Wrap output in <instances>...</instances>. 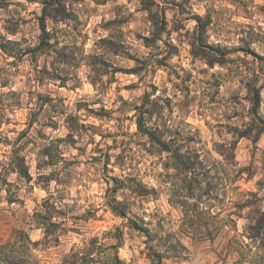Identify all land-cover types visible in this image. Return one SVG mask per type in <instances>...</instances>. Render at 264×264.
I'll list each match as a JSON object with an SVG mask.
<instances>
[{
    "label": "rangeland",
    "instance_id": "obj_1",
    "mask_svg": "<svg viewBox=\"0 0 264 264\" xmlns=\"http://www.w3.org/2000/svg\"><path fill=\"white\" fill-rule=\"evenodd\" d=\"M155 252L264 264V0H0V264Z\"/></svg>",
    "mask_w": 264,
    "mask_h": 264
},
{
    "label": "trees",
    "instance_id": "obj_2",
    "mask_svg": "<svg viewBox=\"0 0 264 264\" xmlns=\"http://www.w3.org/2000/svg\"><path fill=\"white\" fill-rule=\"evenodd\" d=\"M39 25H40L41 31H42L43 33H45V27H44L43 22L40 21V22H39ZM253 101H254V105H258V103H259V98H258V95H257V94L254 95V97H253ZM135 227H137V226H135ZM255 228H256L255 225H250V226H249V229H251V230H254ZM194 229H195V231H196L197 233H199V230H198L197 227H195ZM214 229H215V228H214ZM153 255L157 257V264H160V263H161L160 255H159L158 253H156V252L153 253Z\"/></svg>",
    "mask_w": 264,
    "mask_h": 264
}]
</instances>
